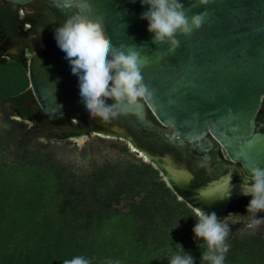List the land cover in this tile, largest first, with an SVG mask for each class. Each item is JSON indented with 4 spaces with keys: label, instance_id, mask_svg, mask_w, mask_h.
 <instances>
[{
    "label": "water",
    "instance_id": "water-1",
    "mask_svg": "<svg viewBox=\"0 0 264 264\" xmlns=\"http://www.w3.org/2000/svg\"><path fill=\"white\" fill-rule=\"evenodd\" d=\"M25 3L31 0H0ZM65 21L73 15L101 20L114 46L136 51L145 61L144 83L153 90L145 101L167 131L152 124L141 102L130 115L138 126L159 132L167 142H192L198 149L210 147V134L228 156L251 167L264 168V0H212L198 6L183 0L188 15L207 13L199 30L189 36L177 34L180 46L168 51V44L152 42L148 22L140 19L147 10L140 0H48ZM50 56H35L29 65V80L42 110L52 117L79 111L84 103L79 95L78 76L73 75L64 53L55 45ZM114 101L106 100L107 105ZM43 115L36 114L40 121ZM160 171L162 179L180 200L191 207L216 209L213 189L199 190L195 200L184 196V169L169 155H146ZM203 201H205L203 203Z\"/></svg>",
    "mask_w": 264,
    "mask_h": 264
},
{
    "label": "trees",
    "instance_id": "trees-1",
    "mask_svg": "<svg viewBox=\"0 0 264 264\" xmlns=\"http://www.w3.org/2000/svg\"><path fill=\"white\" fill-rule=\"evenodd\" d=\"M12 132L0 135V264H63L76 256L90 264H170L182 249L201 264L206 245L194 240L192 209L149 163L124 160L79 178ZM9 142L12 158L3 152ZM123 199L126 209L117 206ZM226 243L224 264H264L260 237L230 233Z\"/></svg>",
    "mask_w": 264,
    "mask_h": 264
},
{
    "label": "flooded vegetation",
    "instance_id": "flooded-vegetation-1",
    "mask_svg": "<svg viewBox=\"0 0 264 264\" xmlns=\"http://www.w3.org/2000/svg\"><path fill=\"white\" fill-rule=\"evenodd\" d=\"M64 22V16L48 0L6 1L0 5V112L12 115V119L29 121L35 129L49 131L51 135L118 138L131 144L141 153L140 157L157 156L161 162L162 157L169 155L180 166L177 169H184L183 190L188 200H195L200 195L199 190L212 188L215 195L212 198L220 204L216 209L206 207V212L214 211L221 220L229 213L247 215L246 207L252 197L241 193L243 175L247 171L241 162L232 160L210 134H207L210 147L198 149L189 141L180 146L171 144L159 132L136 125L130 115L103 122L91 119L85 106L56 118L42 110L30 84L29 65L32 57L50 56L52 45L58 53H64L54 38L55 28ZM143 103L146 118L167 131L169 127L160 123ZM36 114L43 115L40 121L33 118ZM221 187L225 190L218 191ZM257 216L264 217V212Z\"/></svg>",
    "mask_w": 264,
    "mask_h": 264
},
{
    "label": "clouds",
    "instance_id": "clouds-1",
    "mask_svg": "<svg viewBox=\"0 0 264 264\" xmlns=\"http://www.w3.org/2000/svg\"><path fill=\"white\" fill-rule=\"evenodd\" d=\"M136 0H133L135 3ZM212 0H196V5L206 6ZM141 6L147 5L140 19L148 22V32L152 33V42L168 44V51L174 52L180 41L177 34L189 36L199 30L205 22L207 13L188 15L183 0H140ZM57 46L68 60L71 72L78 76L79 95L91 119L110 122L123 111L133 110L141 102L152 99L154 92L144 83L142 69L145 61L139 54L123 44L114 46L107 37L101 20L90 19L83 15H73L54 30ZM113 100L111 105L106 100ZM241 193L251 196L246 207L247 215H229L222 220L213 212L192 207L196 219L192 231L194 240L202 241L206 249L202 251L201 264H224L230 245L226 243L231 230L229 225L240 223L251 234L264 225V168L259 166L248 169L243 175ZM242 231V230H240ZM201 244L198 247L201 248ZM180 246V245H179ZM182 249V247L180 246ZM177 254L170 264H194L190 254ZM63 264H90L83 256L64 260Z\"/></svg>",
    "mask_w": 264,
    "mask_h": 264
},
{
    "label": "rangeland",
    "instance_id": "rangeland-1",
    "mask_svg": "<svg viewBox=\"0 0 264 264\" xmlns=\"http://www.w3.org/2000/svg\"><path fill=\"white\" fill-rule=\"evenodd\" d=\"M12 122L16 125H14V128L10 129L11 131L9 132L8 129ZM17 129L28 137L27 146L30 148V151L50 153L56 160L69 166L70 171L79 178H84L95 167L114 164L124 160L136 163L145 162L149 163L154 168L156 167L146 158L140 157L141 153L134 150L131 144L124 140L89 135L80 137L51 135L49 131L35 129L29 121H25L21 118L12 119V115L1 111L0 135L4 137L5 133L8 131V136H11V134H14L12 131L16 132ZM8 140L10 141L11 138ZM81 140L83 143H80ZM13 150L14 143L9 142L4 147L3 152L7 157L12 158ZM219 190L224 191L225 188L221 187L218 191ZM175 196L178 200L181 199L177 195ZM126 203H128V200L123 199L119 201L117 206L121 209H126ZM189 207L192 209L191 206ZM258 218L260 217L258 216ZM229 227L233 235L251 234L248 230L243 229V225L240 223L231 224ZM253 235L264 240V225H261Z\"/></svg>",
    "mask_w": 264,
    "mask_h": 264
},
{
    "label": "snow or ice",
    "instance_id": "snow-or-ice-1",
    "mask_svg": "<svg viewBox=\"0 0 264 264\" xmlns=\"http://www.w3.org/2000/svg\"><path fill=\"white\" fill-rule=\"evenodd\" d=\"M80 143H83V141L81 140Z\"/></svg>",
    "mask_w": 264,
    "mask_h": 264
},
{
    "label": "bare ground",
    "instance_id": "bare-ground-1",
    "mask_svg": "<svg viewBox=\"0 0 264 264\" xmlns=\"http://www.w3.org/2000/svg\"><path fill=\"white\" fill-rule=\"evenodd\" d=\"M145 158V157H144Z\"/></svg>",
    "mask_w": 264,
    "mask_h": 264
}]
</instances>
